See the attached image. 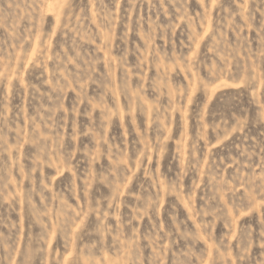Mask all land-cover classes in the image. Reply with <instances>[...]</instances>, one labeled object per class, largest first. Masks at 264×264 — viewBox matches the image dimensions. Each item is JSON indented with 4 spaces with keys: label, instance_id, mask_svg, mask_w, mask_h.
Returning <instances> with one entry per match:
<instances>
[{
    "label": "rangeland",
    "instance_id": "obj_1",
    "mask_svg": "<svg viewBox=\"0 0 264 264\" xmlns=\"http://www.w3.org/2000/svg\"><path fill=\"white\" fill-rule=\"evenodd\" d=\"M0 264H264V0H0Z\"/></svg>",
    "mask_w": 264,
    "mask_h": 264
}]
</instances>
